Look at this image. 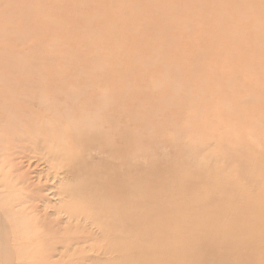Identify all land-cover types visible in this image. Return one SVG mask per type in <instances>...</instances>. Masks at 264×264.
Listing matches in <instances>:
<instances>
[{
    "label": "rangeland",
    "instance_id": "rangeland-1",
    "mask_svg": "<svg viewBox=\"0 0 264 264\" xmlns=\"http://www.w3.org/2000/svg\"><path fill=\"white\" fill-rule=\"evenodd\" d=\"M75 75L85 78L70 84ZM0 76H3V80L0 78V141L3 140L0 155H6L0 156V185L3 186H0V202L5 197L11 198L3 200H9L7 209L11 214L18 213L15 216L18 220L23 215L20 216L23 224L27 218L26 228H30L31 234V229L33 233L44 232L47 237L41 239L42 247L50 245L48 241L53 238L54 247L44 257L49 263L73 264L79 260L88 264L95 255L96 258L105 255L92 247L90 250L93 237H89H98V228L88 219L85 221L83 215L69 219L68 212L60 207L69 200L62 188L71 181L72 174L58 163V152L49 150L41 142L42 138L37 145L26 139L29 145L24 143L25 139L17 143L13 137L19 127L34 126V123L41 127L43 123L59 122L58 127L71 128L63 117L64 109L71 105L66 91L71 87L82 90L87 86V77L93 78L94 85L83 89V94L93 99L107 96L104 101H108V106L99 112L74 109L73 121H70L73 129L80 130L82 135L84 124L76 119L83 116H89L88 122L91 117H98V125L104 126L119 125L118 120L122 118V127L124 115H133L135 104L141 129V173L155 182H169L182 191L184 180L193 177L198 166L202 169L199 188L195 193L183 191L182 194L199 200L208 196L207 188L220 190V197L201 200L204 203L201 210L208 222L206 225L194 223L191 228L194 241L197 242V236L205 235L197 229L204 230L218 222L212 216V206L230 213L237 230L251 225L264 234V0H0ZM38 77L41 81L44 79L45 86L53 83L54 87L65 81L68 84L60 85L61 93H54L57 86L50 91L42 89L45 95L36 97L34 84L39 81ZM5 78L21 85L24 81L28 82L27 86L34 84L27 88L24 82L26 88L18 86L21 88L16 91L17 87H10ZM40 98L45 110L38 107ZM6 105L10 106L9 112ZM10 111L17 119H13ZM105 115H110V121H105ZM128 128L135 131L132 124ZM3 147L10 149L4 151ZM35 153L41 155L35 156ZM131 156L126 152L125 160L130 161ZM81 157L75 163L79 168L84 166H80L83 160L95 168H100L102 160L115 163L124 160L93 149ZM154 166L159 167L158 172L153 171ZM4 179L7 181L3 185ZM172 208L173 217L179 223L185 216L179 212L181 204L174 202ZM0 209L2 213L1 206ZM239 209L241 212L237 214ZM250 210L257 214L255 222H251ZM3 215L1 220L5 223ZM158 215H161L159 210ZM152 222L160 227L163 217L155 216ZM37 226H42V230ZM86 226L88 232L84 230ZM173 226L177 225L173 223ZM207 235V244L224 236L221 232ZM27 237L23 238L26 242L20 239L21 244L34 245ZM80 237L85 240L82 244ZM48 238L51 239L47 241ZM62 238L75 242L66 247ZM173 239L177 243L182 241L180 235ZM228 242L240 250L250 246L253 249V261L241 258L236 259L237 264H264V260L255 258L253 244L248 239L238 237ZM38 256L32 257V261L37 262ZM195 256L198 258L197 255L187 258L192 264H200ZM216 261L212 255L205 256V264H216ZM27 262L31 259L25 258L23 263Z\"/></svg>",
    "mask_w": 264,
    "mask_h": 264
},
{
    "label": "bare ground",
    "instance_id": "bare-ground-1",
    "mask_svg": "<svg viewBox=\"0 0 264 264\" xmlns=\"http://www.w3.org/2000/svg\"><path fill=\"white\" fill-rule=\"evenodd\" d=\"M154 67L156 66L154 65ZM2 77L3 76H0L1 79ZM81 77L82 76H79V77L76 76L75 78L73 77L72 80H69V83L71 84L73 83V81L78 82L80 80H83L82 78H85V77H82V78ZM7 79L5 78L4 80L8 81L10 78L8 80ZM11 81L12 82H10L9 80L10 82L9 86L12 88L16 86L17 88H15V90L21 88V87L19 88L18 86H25V85L27 86V83H28L27 81H24L26 82V84L23 82V85H21L20 83L13 81V79H11ZM42 81L39 78V81L35 82V84L31 83V81H30L31 84L29 83L30 86L34 84V88L37 89L35 90V96L41 95L42 97V95H45L42 89H46V91H50L52 90V88H56L57 86L58 88L54 90L55 91L54 93L56 92L61 93L60 85L68 84V81H65L62 83H58L57 85L53 87V83L52 84L48 83V85L45 86L46 83H43ZM87 82H88L87 86L85 87L83 86V89H86L89 85H92V86L94 85V81L92 77H87ZM36 84H37V87L35 86ZM30 86H27V88ZM78 88L80 87H75V89L71 87L70 90L66 91L68 92V96L70 97L68 98L71 101V105L64 109L63 117L68 124L72 125L70 126L71 128H68L67 123H65V125H67L68 129L67 128L64 129L63 126L58 127L57 124H59V122L50 123V125L43 123L42 124L43 126L39 127L37 123H34L35 120H33L32 124L34 123V126H29V127L21 126V129L19 127V132L13 138H15L14 141H17V143H19V141L22 142L24 139L25 140L30 139V140H33V142L35 143L34 145H37L39 143V138H42L43 140L41 142L45 143L44 145H46V147L49 150H56V152H58L59 154L58 163L62 164L63 165L62 167L67 168L68 171L70 169V172L73 175L72 176L70 174L72 179L69 182L67 181V184L64 183L65 185L62 188L63 194L64 192H66L69 197V200L68 202L62 201L64 204L62 205L61 203L60 207L62 206L63 210H65L64 211L65 213L68 212L67 216L70 215L69 219H71L70 217H72L73 219V218L79 217L80 215H83L84 219L85 218L88 219L90 222H92L95 228H98L99 233H96V234H99V235H96L98 237L96 236H95L96 238H94V236L89 237V238L93 237V240L91 239L92 241L90 243V250L92 247L95 250L102 251L106 255V256L103 255L102 257L98 256L99 258H96L95 257L96 255H95L94 256L95 259H93L94 257H92V260L90 262H87L88 264H192V261L189 258H187L188 256H191V255H197L198 258L195 256L196 261L199 262L200 264H205L206 255H210V256L212 255L213 260L216 258L217 259L216 264H223V263L231 264L234 260L236 259L240 260L241 258L242 260H245V258H249V259L251 258V261H253L254 253H253V249L251 246L240 250L239 247H236L234 244H229L228 241H232L238 237L244 238V240L248 239L249 241H251L253 244L254 251L256 253L255 258H257V260L259 261L264 260V243H263L264 234H260V230L257 228V226H251V225H249V227H245L243 230H237L236 222L232 221V215L228 213L225 209L219 206H212V216L217 217L218 222H216L215 224L208 225L204 230L197 229L198 231L205 233V235L197 236V242L194 241L193 236H192L193 230L191 229V228H194L193 226L194 223L200 222L206 225L208 222V220L204 218L205 216L204 212L201 210V207L204 204L201 200H206V199H211V198L215 199L216 197H220L221 196L220 190L213 189V188H207L210 193L206 192L208 196L199 198V200L196 199L195 196L188 198L182 194L183 191H189L191 193H195L197 189L199 188V184H200L199 183L200 182L199 172L202 169L198 166L195 167L197 168L195 175L189 179L184 180L182 191L176 188H173L169 182H166V181L165 182H155L148 175L141 173V166H140L141 158H140V152H139V150L141 149V142L139 140L141 129H140L139 115H137L139 111L138 112L136 111L138 110V106L136 107L135 104L133 106L134 108L133 112L134 111L137 112L136 115H134L135 112L133 113V115L127 112H126L127 114L124 113L126 115H124L123 117L124 124H122V127H121L122 118L118 120L119 125H115L112 123L111 124L106 123L107 125L105 126L102 123L98 125L99 123L98 117H95V118L91 117L92 119H90L89 122L87 121L88 120L87 117L89 116H86V118L85 116L77 118V119L75 118L77 122L81 124L83 123L85 125V126L82 125L83 126L82 127L80 124L77 123L78 125H80V127L84 128V131L82 130L83 133L81 135L80 130L76 131V129H73L72 128L73 124L70 123V121L71 122L73 121L72 119L73 110L78 109L80 111H83V110L89 111V110L95 109L96 112L97 111L99 112L100 110H104L105 107L108 106L107 105L108 101L106 102L104 101V98L106 100L107 92L104 93L106 94L105 95L106 97L103 96L101 99H99V97L97 96L96 99H93V98H89V96H87L86 94H83L84 93L82 91L83 89L78 90ZM5 93L7 94L8 92L5 91ZM25 93H27V91ZM24 96H26V94ZM0 97H2V92H0ZM20 97L18 99H22ZM110 97L109 99L111 100ZM40 100L41 98L39 99V101L37 100L36 101L40 103ZM27 102L29 101H26V103ZM41 104L42 103H40L38 107L41 106ZM112 104H113V101H112ZM8 107L10 109V106H7L8 111L5 110L6 112H9ZM3 109L5 108L3 107L2 110ZM43 109H40V110H43ZM11 111H13L12 108H11ZM20 112H23V110ZM11 113H12L11 115L13 116V112ZM90 113L92 114V112ZM53 114H55V112ZM93 115H95V113ZM96 115L98 116L97 113ZM6 116H7V113H6ZM28 116L29 115H27V117ZM105 116H103L106 119L105 121H108V120L110 121V115H105ZM7 117L9 118V116ZM14 118L17 119V116H13V119ZM101 122L104 123V119L101 120ZM115 123L117 124V122ZM77 124H74V125H77ZM129 124L134 125L135 131L128 128ZM12 126L14 127V124ZM37 131L39 132L38 136H37ZM66 138L68 139V141L65 140ZM2 141L3 140H1L0 143ZM26 142L27 144H29L27 140L24 143ZM6 144L9 145V143L7 142ZM31 144L33 146V143ZM4 148L5 147H3V150ZM9 149L5 148L4 151L9 150ZM91 149L97 152L108 153L109 155H112L114 157H117L119 155L116 159L124 158V160H122L120 163L102 160L101 161L102 164L99 166L100 168H95L94 166L92 167L87 166L86 164H84V160L80 164V166L84 165L82 168H79L77 165H75V163H78L80 158H82L81 156L83 155V153ZM126 152L127 154L128 152H130V155H132L131 157H129L130 161L128 159L127 161L125 160L124 156ZM36 153L38 154L39 152H36ZM36 153L34 154L35 156L37 155ZM18 154L20 155L21 153H18ZM0 156L2 157L3 155H0ZM5 156L6 155H4L3 157ZM1 161L3 162V160ZM13 161H15V159ZM4 168L6 169L7 167H4ZM63 169H60V170H63ZM158 169H159L158 166L153 167V171L158 172ZM16 171L15 173H17ZM3 172H5V170ZM1 174H4V173H1ZM14 174L12 173V175ZM62 175H64V173H62ZM15 176L16 175H14V177ZM10 177L11 176L9 175L8 179ZM3 181H5V179ZM6 181L3 183V185L6 183ZM12 182H14L13 179H12ZM22 185H24V183ZM0 186L3 188L2 184ZM17 186L18 185H16V187ZM30 186H32V184ZM231 188L233 191H236L235 187H231ZM10 191L13 192L12 190H9V192ZM59 193L60 192H58V194ZM21 194L19 195L21 196ZM63 194H59V195H63ZM23 195L24 194H22V196ZM35 195L36 194H34V196ZM67 195H64V196L67 198ZM4 199H11V198L5 197ZM4 199H1L2 202H0L1 204L0 206L4 210L2 211V213L4 214L3 216H4V221H5V223L2 222L1 220L2 213L0 212V241L1 243L3 241V243L0 245L1 246L0 264H17V263L21 264L24 262L25 258L31 259V262L29 263L27 262L26 264H53V263H49L50 261L48 262L47 259L44 258V257H47L48 252L50 251V248L53 249L51 247L53 246L52 243L54 242V240H52L53 238L51 237L52 239L51 238L47 239V241L51 239L50 241H48L50 245L42 247L43 242H41V239H44L45 237H47L46 235H44V232L41 231L43 233H39V231L36 230L37 228L36 229L34 228L36 231H34L33 233V229H31L32 230L31 231L32 234H31L29 231L30 228L29 227L26 228L28 225V221L26 220L27 218L24 217L25 218L23 221L24 224L20 223L22 222V220H20V218L22 217L20 216H23V215L19 216V220H20L19 221L15 217L17 216L18 213L15 215L11 214L12 212L7 209V202L9 200L3 201ZM64 201L66 200L64 199ZM174 202L181 204V208L179 212L185 214L184 219L180 221L179 223H176V218L173 217V213H172V210H173L172 206ZM18 203L19 204L17 206H20L21 203L20 202ZM22 205H25V204L22 203ZM31 206L32 205H30L29 207ZM62 208L60 211H62ZM24 210L27 211L28 210L27 207L26 209L24 208ZM158 210L161 211V215H158ZM242 210L247 212L246 209H242ZM240 212H241V209L237 211V214H239ZM249 212L252 215L251 222H255L257 220V214L253 213L252 210H250ZM26 216H29V215L27 214ZM155 216L163 217V222L160 227H155L154 225H152L153 223L152 220ZM29 218L32 219V217H28V219ZM39 221L40 220H38L37 222L39 223ZM173 223H175L177 226H173ZM30 226H32V224ZM40 227L42 230V226ZM40 227H38L39 230H40ZM88 228L89 227H87L84 230L89 231ZM49 230L50 228L48 229V231ZM80 230L81 228L79 229V231ZM217 232H221V234L224 235L223 238L215 240L214 243L207 244L208 242L207 239H209V236L207 234L217 233ZM254 233H256L258 236L255 235ZM22 234L23 236L20 237V235ZM50 234H52V232H50L49 235ZM71 234H69V237ZM90 234L92 235L91 232ZM175 235L181 236V240H182L181 243H177L173 239ZM27 236L29 237L30 240L34 242V245L32 244H28V245L33 246V247L28 246L27 243H26V247L24 246V244H21L20 239L24 240L25 237ZM79 239H81L82 241L81 244L84 243L83 242L84 238L82 239L80 237ZM73 240L72 239L65 240L64 238H62V243L64 244V246L69 247L71 246V244L75 242V241L73 242ZM57 243L60 244L59 242ZM36 252H38L37 254L39 255L38 256L39 259L37 262H34L35 260L32 261V257H36L37 255ZM85 259L86 258H84V260ZM237 262L238 261L236 260L235 264H237ZM73 264H82V262H80L79 260H76V261H73Z\"/></svg>",
    "mask_w": 264,
    "mask_h": 264
}]
</instances>
